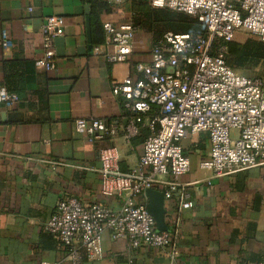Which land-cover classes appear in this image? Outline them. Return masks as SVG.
<instances>
[{"label":"crops","instance_id":"0c3cea01","mask_svg":"<svg viewBox=\"0 0 264 264\" xmlns=\"http://www.w3.org/2000/svg\"><path fill=\"white\" fill-rule=\"evenodd\" d=\"M50 16L65 18V28L55 40L56 67L47 71L36 62L43 55V27ZM133 21L129 0L122 5L104 0H0V89L11 64L18 65L15 85L23 86L13 92L18 101L11 110L0 101V264H70L68 250L46 230L65 197H77L85 205L121 207V199L101 193L100 151L116 146L126 172L138 163L153 131L145 117L146 128L127 140L124 126L132 115L113 96V81L133 74L137 63L152 62L154 36L139 30L130 63L111 64L96 56L93 46L104 32L103 23ZM4 31L13 42L10 48L1 43ZM244 34L238 33L235 41L243 42ZM79 118L117 122L119 134L90 142L76 131ZM183 147L190 172L178 179L163 177L156 189L176 183L172 199H165L172 248L131 251L125 240L105 233L104 259H85L83 264L264 260V166L219 177L200 167L210 155L208 135H190ZM185 195L193 208H182Z\"/></svg>","mask_w":264,"mask_h":264},{"label":"built area","instance_id":"2783aa9c","mask_svg":"<svg viewBox=\"0 0 264 264\" xmlns=\"http://www.w3.org/2000/svg\"><path fill=\"white\" fill-rule=\"evenodd\" d=\"M104 1L111 5L125 2ZM150 4L197 18L206 26L207 37L167 32L153 44L150 64L137 63L133 74L113 81V96L120 97L124 112L132 115L124 126L127 140L139 135L145 117L153 133L145 140L138 163L126 172L116 146L100 151L101 193L121 199L120 208L85 205L71 196L58 203L46 230L68 250L70 264L102 261L105 233L114 240H125L131 251L172 248L173 234L158 231L148 211L146 191L158 189L163 177L178 179L190 172L191 161L183 147L190 135H208L210 155L200 167L216 176L264 166V78L241 74L226 60L227 43L235 41L240 32L264 42V0H150ZM64 28L65 18H46L43 55L36 62L39 68L55 69V40ZM103 29L105 41L94 45L93 53L111 64L130 63L140 26L105 22ZM217 40L224 44L214 52ZM1 43L12 47L8 32L2 33ZM0 101L11 110L18 98L3 88ZM152 113L154 117L148 118ZM75 128L90 142L114 139L120 131L117 122L104 119L79 118ZM174 191L176 183L168 182L162 192L165 199H172ZM181 206L194 207L189 195ZM234 264H264V260Z\"/></svg>","mask_w":264,"mask_h":264},{"label":"trees","instance_id":"16d2710c","mask_svg":"<svg viewBox=\"0 0 264 264\" xmlns=\"http://www.w3.org/2000/svg\"><path fill=\"white\" fill-rule=\"evenodd\" d=\"M133 12H134V23L140 26V29H147L154 36V42H158L165 33L173 32L175 34H191L194 37H207L206 26L199 22V20L189 14L162 10L167 8H157L160 10L152 9L150 0H129ZM161 25L165 28L162 31ZM103 28V27H102ZM104 31V29H103ZM105 32L97 35V42L95 45L104 43ZM224 42L217 40L214 43V52L222 45ZM228 53L226 55L227 63L234 68L237 72L241 71L243 74L250 72H258V75H252L253 77H264V73L261 70L264 67V42L256 41L253 39L247 40L245 42L227 43ZM18 65L11 64L7 66V78L5 89L10 92H16L22 89V85L17 86L13 80L16 77L15 70ZM246 75V74H245ZM251 76V75H249ZM154 114L148 115V118H153ZM140 131L146 128L143 124H140Z\"/></svg>","mask_w":264,"mask_h":264},{"label":"water","instance_id":"95a60500","mask_svg":"<svg viewBox=\"0 0 264 264\" xmlns=\"http://www.w3.org/2000/svg\"><path fill=\"white\" fill-rule=\"evenodd\" d=\"M148 211L155 218L159 232L169 231L166 221L165 193L156 189L146 191Z\"/></svg>","mask_w":264,"mask_h":264},{"label":"rangeland","instance_id":"374dc122","mask_svg":"<svg viewBox=\"0 0 264 264\" xmlns=\"http://www.w3.org/2000/svg\"><path fill=\"white\" fill-rule=\"evenodd\" d=\"M151 6H152V5H151ZM151 8H152V9H155V10H160V9H162V8L157 9V8H155V7H153V6H152ZM162 10H171V9H162ZM171 11H174V10H171ZM160 27L162 28V29H161L162 31H163L164 28H165L163 25H161ZM250 39H253V40H256V41H260L258 38H255V37H253V36H251V35H249V34H247V35L244 34V35H243V39H242V41L245 42V41L250 40ZM260 71H262V72L264 73V67H262ZM239 73L243 74L241 71H239ZM245 74H246L247 76H249V75L252 76V75H258V72H253V73L247 72V73H244V75H245ZM263 78H264V77H263Z\"/></svg>","mask_w":264,"mask_h":264}]
</instances>
